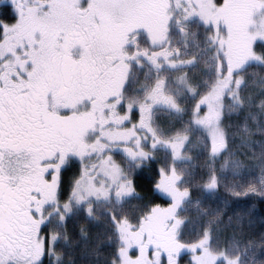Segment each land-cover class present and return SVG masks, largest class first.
Instances as JSON below:
<instances>
[{"label": "snow or ice", "instance_id": "6c2138e0", "mask_svg": "<svg viewBox=\"0 0 264 264\" xmlns=\"http://www.w3.org/2000/svg\"><path fill=\"white\" fill-rule=\"evenodd\" d=\"M264 0H0V264H264Z\"/></svg>", "mask_w": 264, "mask_h": 264}, {"label": "trees", "instance_id": "16d2710c", "mask_svg": "<svg viewBox=\"0 0 264 264\" xmlns=\"http://www.w3.org/2000/svg\"><path fill=\"white\" fill-rule=\"evenodd\" d=\"M264 217V205L257 203L256 204V221H257V228H259L260 218Z\"/></svg>", "mask_w": 264, "mask_h": 264}]
</instances>
